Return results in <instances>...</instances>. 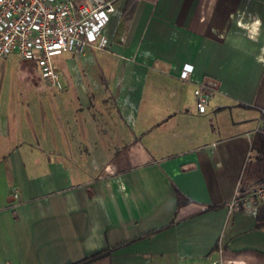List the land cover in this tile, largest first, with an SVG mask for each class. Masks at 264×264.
Instances as JSON below:
<instances>
[{
  "label": "crops",
  "instance_id": "0c3cea01",
  "mask_svg": "<svg viewBox=\"0 0 264 264\" xmlns=\"http://www.w3.org/2000/svg\"><path fill=\"white\" fill-rule=\"evenodd\" d=\"M125 2L0 130V264H264L256 203L227 204L264 121V0ZM177 190L215 206L170 221Z\"/></svg>",
  "mask_w": 264,
  "mask_h": 264
},
{
  "label": "built area",
  "instance_id": "2783aa9c",
  "mask_svg": "<svg viewBox=\"0 0 264 264\" xmlns=\"http://www.w3.org/2000/svg\"><path fill=\"white\" fill-rule=\"evenodd\" d=\"M113 8L114 0H0V56L15 53L32 61L43 81L59 88L52 55L62 49L78 55L86 46L103 47L106 35L101 28ZM188 70L182 66L179 76L185 77ZM204 88L198 82L192 89L197 111L207 104ZM240 195L264 199V181L246 185L242 194L235 191L228 206Z\"/></svg>",
  "mask_w": 264,
  "mask_h": 264
},
{
  "label": "rangeland",
  "instance_id": "374dc122",
  "mask_svg": "<svg viewBox=\"0 0 264 264\" xmlns=\"http://www.w3.org/2000/svg\"><path fill=\"white\" fill-rule=\"evenodd\" d=\"M52 88L56 87L43 81L32 61L15 53L0 56V130L9 131L13 117H22L27 99L35 102L41 90Z\"/></svg>",
  "mask_w": 264,
  "mask_h": 264
},
{
  "label": "trees",
  "instance_id": "16d2710c",
  "mask_svg": "<svg viewBox=\"0 0 264 264\" xmlns=\"http://www.w3.org/2000/svg\"><path fill=\"white\" fill-rule=\"evenodd\" d=\"M136 0H126L122 9V15L126 17L131 10ZM262 119L264 120V113H262ZM250 146L255 149L253 158L248 160L242 170L241 183L248 182L255 184L264 181V128L257 127L250 140ZM248 185V184H247ZM241 189L244 188L242 185ZM256 203L255 211V226L264 227V199L253 198ZM214 204L209 203H197L186 197L182 192L176 191L175 207L172 218L170 221H174L179 217L187 214L197 212L199 210L214 207ZM101 250L94 251L86 256H82L77 260H72L64 264H76L89 257H92Z\"/></svg>",
  "mask_w": 264,
  "mask_h": 264
}]
</instances>
